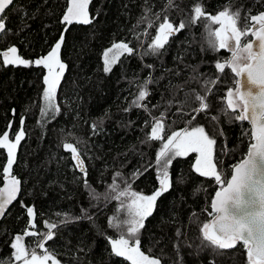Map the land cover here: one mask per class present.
<instances>
[{
    "label": "trees",
    "instance_id": "1",
    "mask_svg": "<svg viewBox=\"0 0 264 264\" xmlns=\"http://www.w3.org/2000/svg\"><path fill=\"white\" fill-rule=\"evenodd\" d=\"M167 2L91 0L92 23L67 26L59 23L66 0H14L6 9L0 51L15 46L29 61L47 54L58 34L65 27L68 30L61 49L66 69L57 88L60 112L55 118H41L40 113L47 70L35 65L2 66L0 57V134L7 129L13 138L22 118L25 132L12 169L21 181L20 192L0 218V264H9L13 251L10 241L27 227L26 208L21 202L34 208L36 227L32 230L39 233L25 237L26 246L36 248L48 221L58 227L45 246L60 264H130L110 252L108 239L118 238L119 233L109 227L108 220L116 214L120 202L110 198L109 186L116 179L119 190L130 184L133 191L145 195L158 187L154 169L144 171L147 165H154L160 147V141L146 139L152 121L164 114L165 139L172 131L188 127V121L196 115L193 108L198 107L192 102L193 95L205 94V80L219 75L215 62L230 55L227 50L217 53L208 49L203 19L170 37L162 54L145 55L155 28L164 14L177 25L187 20L198 2L211 14L225 6L239 11L241 27L245 17L264 12V0H174L175 7L166 10ZM156 14H160V20ZM113 42L128 43L134 53L123 55L106 74L102 55ZM148 79L153 82L147 85L149 95L141 102L144 107L132 106L139 86ZM233 86L232 74L226 69L214 87L208 85L213 87L206 101L209 109L191 124L204 126L216 137L215 159L225 178L230 177L232 165L246 154L250 142L245 135L248 123L230 121L221 112L226 89ZM213 115L219 116L218 123L211 120ZM221 130L223 136L218 134ZM63 143L78 148L86 174L74 166ZM194 157L192 153L177 158L170 167L172 187L158 198L153 214L145 221L139 235L141 250L159 258L162 264H209L210 260L215 264H246V253L239 245L217 253L210 248L201 250L199 228L210 219V201L218 185L192 170ZM6 159V149H0V165ZM137 170L142 174L133 178Z\"/></svg>",
    "mask_w": 264,
    "mask_h": 264
},
{
    "label": "snow or ice",
    "instance_id": "2",
    "mask_svg": "<svg viewBox=\"0 0 264 264\" xmlns=\"http://www.w3.org/2000/svg\"><path fill=\"white\" fill-rule=\"evenodd\" d=\"M14 0H0V33L6 31V19L4 13L12 5ZM91 0H66V10L62 14L59 23L62 25L92 23L89 5ZM175 7L174 0H168L165 8ZM160 20V14H156ZM206 21L207 46L213 52L227 50L230 55L223 61L217 60L214 68L216 77L205 80V94L196 93L192 102L198 103L193 108L196 115L188 121L189 126L172 131L164 137L165 123L163 113L160 118H154L151 123L147 141H160L159 150L155 153L154 165L149 164L144 168L147 171L153 168L158 187L149 195L142 194L131 189L127 185L119 190L116 179L109 186L112 195L110 198L119 201L116 214L109 218V227L115 229L118 238H109L110 252L115 257L123 258L130 264H162L159 258L145 254L141 250L139 235L145 228V221L153 214L158 198L167 193L172 187L170 167L177 158L187 157L195 153L196 159L192 164V170L200 177L213 179L218 185L214 196L211 197L208 219L199 228L201 234V250L210 248L213 253L219 250H232L241 246L246 253V264H264V12L245 17L243 27L240 26L241 13L233 12L225 6L216 14L207 13L198 2L192 9L187 20H181L175 24L172 19L164 14L162 21L155 28V35L151 43L147 45L148 52L145 55H159L161 50L169 44L170 37H174L189 25H197L201 20ZM215 26V27H213ZM67 27L58 34V39L50 46L47 54L32 61L22 58L15 46H9L7 50L0 51L2 66L35 65L46 69L43 75V107L40 109L41 118L51 115L53 118L60 112L57 106V88L64 76L66 65L61 60L62 45L66 42L65 32ZM251 39L244 42V39ZM134 49L126 42H113L102 55L103 72L110 73L113 66L121 60L125 54L132 55ZM152 67V65H148ZM230 70L233 77V87L226 89L222 98L221 112L233 122H247L250 128L245 133L249 138L246 155L232 165L230 178H225L218 168L219 161L215 159L217 139L210 135L204 126H191L201 112L209 109L206 102L213 87L219 82L225 70ZM151 79L145 80L139 86L138 95L132 101L134 107H144L149 92L147 85ZM212 85L213 87H208ZM185 105L189 103L186 100ZM128 111V109H125ZM211 120L219 122V116H211ZM101 123L103 120L100 121ZM20 129L16 131L14 139H10V133L6 129L0 134V149H6V163L0 165L3 173V187H0V218L7 208L17 199L20 192L21 181L12 173L16 162L17 147L25 137L23 129L24 120L20 121ZM11 127V125H9ZM96 125H93V129ZM223 136L222 130L218 133ZM63 149L69 152L70 158L75 162V167L85 172L84 160L78 148L72 143H63ZM142 174L139 170L134 173L136 178ZM120 174L117 173V177ZM87 186V181L85 180ZM26 208L27 227L22 234H17L10 241L13 250L9 264H60L56 256L46 248V242L52 241L54 231L58 225L48 221L44 222L47 231L36 242V248H30L24 243L25 237L39 235L35 229L36 213L32 206ZM91 218V217H89ZM61 223H66L62 220ZM179 235V233H178ZM39 249V253L37 251ZM209 264H215L210 260Z\"/></svg>",
    "mask_w": 264,
    "mask_h": 264
},
{
    "label": "water",
    "instance_id": "3",
    "mask_svg": "<svg viewBox=\"0 0 264 264\" xmlns=\"http://www.w3.org/2000/svg\"><path fill=\"white\" fill-rule=\"evenodd\" d=\"M9 7H10V6H9ZM0 34H1V33H0ZM248 125H249V124H248ZM249 128H250V125H249ZM245 155H246V154H245ZM240 160H241V159H240ZM240 160H239V161H240ZM239 161H238V162H239ZM238 162H237V163H238ZM73 163H74V166H75V162H74V161H73ZM77 169H78V168H77ZM78 171L81 172L79 169H78ZM229 178H230V177H229ZM214 193H215V192H214ZM213 196H214V194H213Z\"/></svg>",
    "mask_w": 264,
    "mask_h": 264
},
{
    "label": "rangeland",
    "instance_id": "4",
    "mask_svg": "<svg viewBox=\"0 0 264 264\" xmlns=\"http://www.w3.org/2000/svg\"><path fill=\"white\" fill-rule=\"evenodd\" d=\"M43 103H44V101H43ZM10 139H14V137L13 138H10ZM18 148V147H17ZM195 154V153H194ZM195 159H196V154H195V157H194V162H195Z\"/></svg>",
    "mask_w": 264,
    "mask_h": 264
}]
</instances>
